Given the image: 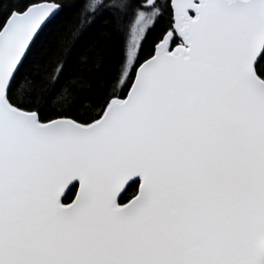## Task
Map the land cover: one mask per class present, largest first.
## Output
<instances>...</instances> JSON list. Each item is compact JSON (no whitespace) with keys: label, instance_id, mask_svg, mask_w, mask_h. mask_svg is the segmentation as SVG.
<instances>
[{"label":"snow or ice","instance_id":"6c2138e0","mask_svg":"<svg viewBox=\"0 0 264 264\" xmlns=\"http://www.w3.org/2000/svg\"><path fill=\"white\" fill-rule=\"evenodd\" d=\"M0 264H264V0H0Z\"/></svg>","mask_w":264,"mask_h":264}]
</instances>
